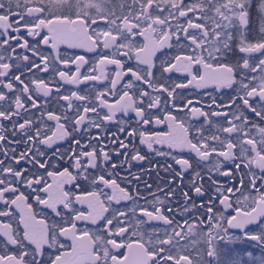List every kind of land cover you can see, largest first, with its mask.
I'll return each instance as SVG.
<instances>
[{
  "label": "snow or ice",
  "instance_id": "6c2138e0",
  "mask_svg": "<svg viewBox=\"0 0 264 264\" xmlns=\"http://www.w3.org/2000/svg\"><path fill=\"white\" fill-rule=\"evenodd\" d=\"M61 46L96 53L97 58L82 72L89 60ZM165 47L175 52L160 60L157 76L154 58ZM120 57L135 59L137 65L126 68L127 60ZM109 65L115 66L111 74ZM195 66L199 68L194 71ZM50 68L65 84L110 80L111 87L98 92L99 103L93 104L78 91L61 95L59 84L53 97V88L43 79L33 78L34 88L22 79L25 72ZM183 72L190 77L186 82L167 83L172 73ZM210 86L221 93L222 103L209 93L211 102L197 107L199 101L177 92ZM223 89L234 94L226 96ZM107 94L118 99L109 103ZM40 97L46 99L41 102ZM143 97H148L146 104ZM169 101L183 115L167 111ZM53 102L59 114L47 108ZM29 104L42 110L46 121L34 120ZM161 108L163 118L154 117L150 110ZM130 113L135 114V126L127 130L130 121L118 119V114ZM189 117L203 118V124L191 125ZM112 122L124 139L116 133L104 135ZM153 122L167 124L169 131L140 130ZM205 126L214 131L205 135ZM137 136L149 153L170 156L179 166L177 170L165 161L163 170L170 176L166 187L158 184L151 191L145 182L151 200L138 186L131 193L117 182V170L126 165L132 179L140 182L130 171L133 161L147 158L133 143ZM66 140L72 146L59 147ZM154 145L190 155H172ZM58 161L68 167L58 170ZM218 177L227 178V184ZM78 181L84 183L83 195L64 189L65 183L81 188ZM210 189L224 208L233 207L229 193H241L236 215L226 220L228 227L220 223L223 214L213 203L197 205ZM181 197L183 206H174ZM30 198L51 215L42 212L38 219ZM122 200L131 207L112 208ZM0 205V217L6 218L0 221V264H219L218 244L238 239L229 229L244 230L264 218V0H0ZM198 207L205 212L194 217ZM17 212L22 228L11 223ZM152 222L161 226L145 227ZM244 236L264 249V228ZM247 257L251 264H264V255Z\"/></svg>",
  "mask_w": 264,
  "mask_h": 264
},
{
  "label": "flooded vegetation",
  "instance_id": "af4514ba",
  "mask_svg": "<svg viewBox=\"0 0 264 264\" xmlns=\"http://www.w3.org/2000/svg\"><path fill=\"white\" fill-rule=\"evenodd\" d=\"M253 13H255V9H253ZM100 26L103 27V22H99ZM95 27V26H94ZM138 42H142V40H140L138 38ZM62 51H66L69 54L75 53L77 55H84L86 59L89 60V65H85V68L82 69V72L87 71V69L90 67V65L92 64V62L97 58V54L96 53H90V52H86L83 49H67L66 46H61ZM45 52H48L49 49L44 48L43 49ZM99 51V50H98ZM105 52H109V50H104ZM175 49H168L167 47L161 49L160 51H158L156 53V57L155 62L157 67L153 69V72L157 75L160 76V72L161 70L159 69V63L160 60H163L166 58V56L172 55L174 54ZM29 55H31L29 53ZM120 59L122 60H127L126 57H120ZM137 65V61L135 59L132 60H127V63L125 65V67H132V66H136ZM70 67L72 68L73 72H74V66L70 65ZM140 68H144V65H139ZM59 69H63L64 66L63 65H58ZM199 66H195L194 71L196 69H198ZM115 70V66L114 65H109L107 68V71L111 74L112 72H114ZM202 73V69L200 70ZM13 72L15 74H19V71H17L16 69H13ZM169 74H164L165 77H167ZM171 81H168V84H171L173 81L175 82H186L187 79H190V77L187 75L186 72L183 73H172L171 74ZM33 78H38V79H43L46 83L49 84L50 87L53 88V97L56 95L55 89L57 87V84H59L60 87V94L64 95V94H70L71 91H78L80 94L82 95H88L90 97V100L93 104H98L99 100L97 99V93L100 91H104L106 87L110 88V80H104L101 82L98 81H88L85 82L79 86L76 85H71V84H65L62 81H60L59 76L56 75L51 68L49 69L48 72H39L36 71L35 69L33 70L32 73L29 72H25L24 75L22 76V79H25L26 83H29L31 87H35V85L31 84V80ZM129 79H131V76H125L124 80L121 81L120 83H118L117 88L120 89L122 88L123 83L127 82ZM161 83L165 82V79L162 78ZM139 84V87L144 88L145 90L152 92L151 89L147 88V85L142 84L140 82H137ZM132 91L135 90H131L130 94H132ZM226 96L230 95V94H234L232 92V90L230 89H223L221 90ZM177 92L182 93V95L188 96V98L193 99L194 102L199 101V103L196 104L197 107H200L201 105H204L206 107V105L208 103H210V96L208 95L209 93L214 94L217 96L218 98V102H221L219 100V96L221 95V93H217L215 92V89L213 86H210L206 89H196L194 87H190L188 89H177ZM190 93V95H189ZM153 95H157L158 93H152ZM107 101L109 103H115L116 100L118 99V96L116 95H112V94H107L106 97ZM167 98V94L164 93L162 95V102L164 99ZM46 98L40 97V101L43 102V100ZM145 101V104L148 102V97H143L142 98ZM75 104H83L86 102H81V101H74ZM177 103L179 104H183L184 100L180 99L177 101ZM59 104H65L66 102L64 101H59ZM30 108V114L32 115L33 119L36 121H39L41 119L46 121V115L45 116H41V111L42 110H37V109H33L30 107L29 105H26ZM47 108L49 110H54L57 114H59L60 112V107L58 104H56L55 102L50 103L47 105ZM106 111V110H105ZM154 117L155 116H159L160 118H163V116L166 114L165 110L163 108L161 109H151L150 110ZM167 111L172 112L173 114H177V115H183V113L177 112L176 109H173L171 107V101H169V105L167 108ZM89 115H93V114H89ZM118 119H125V120H129L130 124L128 125V129L130 130L131 127L135 126V114L134 113H130L127 117L121 116L120 114H118ZM189 122L191 125H194L196 127H199L201 124H203V118H191L189 117ZM5 124H7L8 122H4ZM47 123L52 124L53 122L47 121ZM147 129V131L149 133H155V132H167L169 131L167 124H160V125H156L154 122L150 125H146L143 126L142 128H140V130H145ZM96 129H92V134L95 135L96 133ZM214 131L213 128L209 127V126H205V135H210L212 132ZM112 133H116L117 135H119L121 137V139H124L125 136L123 133H119L118 132V125L115 122L112 123H108L107 125V132L104 133L105 136L107 137H111ZM195 131L193 130L191 132V135H195ZM77 138H80L79 134H76ZM83 142H87V137H84ZM133 143L136 145V147L139 149L140 154L142 155H146V160L142 161V162H137V161H133L132 162V166H131V173L135 174V175H139L141 177L139 184L137 185V182L135 180L132 179V176L128 174L127 171V165L125 166V168L123 169H118V179L117 182L121 184L122 187L126 188V190H128L131 193H135L136 192V188L137 186L139 187L140 191L142 193H144V195L147 197V199L151 200L152 197L148 194V192L145 190V182L147 184H151L152 185V189L151 191H155L157 185L159 184L162 187H166V182L167 180L170 178L169 173L165 172L163 170V165L165 164V161H167V163H171L173 164L174 167L177 168V170H179V166L175 165L174 162L172 161L171 157H161V156H156L154 152L149 153L146 145H141L139 143V137H135ZM72 145L70 144V140H66V141H62L60 142L59 147L61 148H69ZM132 145H130L131 147ZM24 147L23 144H21L19 146V148L22 150ZM55 147V146H54ZM112 147H116V145H111L109 144V148ZM154 147H159L161 148L163 151H170L172 153V155H182L185 158H187L190 154L187 151H184L183 153H181L178 149H168L166 145H154ZM52 150H49V153H51ZM194 156V154H191ZM117 157L113 156V160H116ZM120 160H123V157H119ZM64 167H68V164L65 163L64 161H58L57 162V168L58 170L62 171ZM153 169H156V171H153ZM52 170H56V169H52ZM72 172H75V169H69ZM147 170V171H145ZM41 172H43V170H40ZM158 172V175H157ZM191 172L189 173H185V182H187V180L190 178ZM219 180H221L222 182L227 184V178L225 177H218ZM49 183H52L53 178L48 177L47 178ZM132 181V183H129L128 181ZM77 183L81 184V188H76L74 186L73 183H65L64 184V189L66 191H70L72 192L74 195H83L84 192L82 191V189L85 187L83 181H78ZM205 185H207V179H205L204 181ZM232 186H234L235 188H240L241 185L238 183V181H232L231 182ZM24 191H28L27 189H22ZM91 187L87 188V191H91ZM105 192H110V189L105 188L104 189ZM159 194V193H158ZM162 195V194H161ZM230 197V201L232 202L233 207L232 208H224L222 205L219 204V200L215 198V196L211 195V189L209 190V194L205 195L204 197L200 198V200H197V205H200L201 201H203L204 203H213L215 205L216 209H219V211L223 214V219L220 220V223H222L224 225V227H228L227 225V218H230L232 216L236 215V212L234 211V209H236L237 207H240V205H238L236 203L237 197L241 196L240 192H235V194L229 193L228 194ZM211 196V201L209 200V197ZM30 202L33 205V209L38 213L37 218H41L40 217V213L42 212H49L48 209L43 208V206H38L35 203V200L30 198ZM141 205L144 204V201L141 200L140 201ZM174 206H178V207H182V197H181V203L179 205H174ZM3 206L0 205V208H2ZM76 207H81L80 205H76ZM125 207H131V202L129 201H121L119 204H116L115 202L112 203V208H119V209H123ZM86 210V207L85 209ZM215 210V209H214ZM243 210V209H241ZM66 211V210H65ZM205 209L204 208H199L197 209L196 212L193 213V216L195 217L197 215V213H204ZM139 214V213H138ZM49 215H51V213L49 212ZM18 218H19V213H16V218L13 219L11 221V223L13 224V227H19L22 228V225H19L18 223ZM178 219H180V217H177ZM204 220H205V224H204V228L207 229V216L204 215L203 216ZM6 218H2L0 217V221H5ZM59 219V218H57ZM156 226V227H160L161 225L159 224V222H152V225H146L145 227H151V226ZM81 226H83V224L81 223ZM91 227V226H90ZM264 228V218L260 219L259 221H257L256 223L253 224H249L246 226V228L244 230H240V229H229V232L231 234H233L235 237H237L238 239L233 241V242H221L218 244V249L220 252L219 255V264H227L228 263V259L230 258V256L232 255V259L231 260H236V264H243V262H246L245 260L248 259L247 254L251 253L253 256H262L264 255V249H262L259 246V242L256 240H251L248 238H245L244 233H251V234H256L258 232L261 231V229ZM223 250H231L232 252H234V254H230V253H225L223 252ZM196 252L193 251L192 252V256L195 257ZM238 257V258H236ZM214 264H216V261L214 260ZM232 264H234V262H232Z\"/></svg>",
  "mask_w": 264,
  "mask_h": 264
},
{
  "label": "rangeland",
  "instance_id": "374dc122",
  "mask_svg": "<svg viewBox=\"0 0 264 264\" xmlns=\"http://www.w3.org/2000/svg\"><path fill=\"white\" fill-rule=\"evenodd\" d=\"M223 252L225 253H230V254H234V252H232L231 250H223ZM238 258V257H236ZM232 259V255L230 256V258L228 259V263L227 264H232V262H234V264H236V260H231ZM246 262H243V264H251V261L249 260V258L247 260H245Z\"/></svg>",
  "mask_w": 264,
  "mask_h": 264
}]
</instances>
